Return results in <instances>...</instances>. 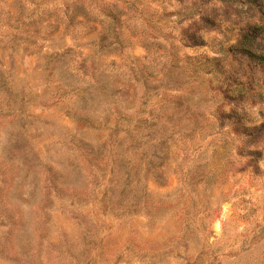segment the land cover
Here are the masks:
<instances>
[{
	"label": "rangeland",
	"instance_id": "1",
	"mask_svg": "<svg viewBox=\"0 0 264 264\" xmlns=\"http://www.w3.org/2000/svg\"><path fill=\"white\" fill-rule=\"evenodd\" d=\"M65 1L0 0V264H264V0Z\"/></svg>",
	"mask_w": 264,
	"mask_h": 264
},
{
	"label": "trees",
	"instance_id": "2",
	"mask_svg": "<svg viewBox=\"0 0 264 264\" xmlns=\"http://www.w3.org/2000/svg\"><path fill=\"white\" fill-rule=\"evenodd\" d=\"M73 5L70 4V0H66L62 4L61 17L64 20L62 24L66 25V29L73 26L75 16H77V14L81 11V9L78 7H76V9H73ZM254 6L256 8L262 7V5L260 6L255 3ZM257 29H262V28L259 26H255L251 28L250 34H248V36H245L243 41L240 43L239 51L241 54L248 57L251 61H256L259 64L258 66L264 68V56L256 53L253 49V47L256 45L257 38L260 36L259 33H257ZM98 45L102 49L111 53L114 48H117L120 45V43H118V37L112 35V31H111V33L106 32L104 36L100 37L98 41Z\"/></svg>",
	"mask_w": 264,
	"mask_h": 264
}]
</instances>
